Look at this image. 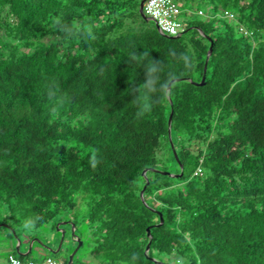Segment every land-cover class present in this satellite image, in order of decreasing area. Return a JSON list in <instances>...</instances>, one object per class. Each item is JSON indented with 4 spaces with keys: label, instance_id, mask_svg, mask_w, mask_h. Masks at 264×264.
Wrapping results in <instances>:
<instances>
[{
    "label": "trees",
    "instance_id": "16d2710c",
    "mask_svg": "<svg viewBox=\"0 0 264 264\" xmlns=\"http://www.w3.org/2000/svg\"><path fill=\"white\" fill-rule=\"evenodd\" d=\"M140 1L0 0V224L66 215L83 246V207L101 264H264V0H207L175 39Z\"/></svg>",
    "mask_w": 264,
    "mask_h": 264
},
{
    "label": "rangeland",
    "instance_id": "374dc122",
    "mask_svg": "<svg viewBox=\"0 0 264 264\" xmlns=\"http://www.w3.org/2000/svg\"><path fill=\"white\" fill-rule=\"evenodd\" d=\"M175 2L180 5L182 10V17H179V20L182 18L192 20L193 22L198 21H210L214 17H222V12L219 11L217 16L213 14L212 7L210 6L209 2L205 0L204 2H201L200 0H175ZM200 10V11H199ZM199 12H202V14H199ZM169 171H171V174H178L176 172L175 168L173 166H170V163H167L165 165ZM82 209V211H80ZM78 215L76 216V219L73 221L77 223V227L84 233V240L85 243L83 246H81L78 251L76 252L73 262L74 264H101V260L99 258V254H97L94 250V244L92 243L91 237L89 235V229H87V224L81 223L80 219L82 215L80 214L83 212V207L77 208ZM76 211V212H77ZM80 211V212H79ZM66 215L62 217V222H59L57 225H61L62 227H65L67 223L62 224L65 222L64 218ZM83 221V219L81 220ZM67 222V221H66ZM63 230V228H61ZM72 229V228H71ZM71 229H68L67 235L64 239V242L62 244V247L58 254L53 255L52 257L59 259V260H68L69 255L73 252L75 249V243L73 242L72 238L70 237V231ZM20 250L21 253H26L29 247V244L31 243V239H37L45 246H49L53 249H57L61 235L57 230H52L49 225H44L41 228L34 229L32 227L20 232ZM31 238V239H30ZM90 239V241H88ZM28 242V244H27ZM17 245V241L9 233L6 229H0V264H9L8 263V257L11 254V250L13 247L15 248ZM10 247V248H8ZM32 252L29 256L25 257L24 261H33V262H40L43 260L45 256H51L48 254L47 251L42 250L37 242H34L32 245ZM158 262H161L163 264H181V261L179 259H176L174 255L172 256H155ZM155 259V258H154ZM155 259V260H156Z\"/></svg>",
    "mask_w": 264,
    "mask_h": 264
},
{
    "label": "water",
    "instance_id": "95a60500",
    "mask_svg": "<svg viewBox=\"0 0 264 264\" xmlns=\"http://www.w3.org/2000/svg\"><path fill=\"white\" fill-rule=\"evenodd\" d=\"M145 1H146V0H141L140 3H139V9H138L139 14H140V16H141L143 19H145V20H147V21H152V22L155 24L156 29L158 30V26L156 25V23H155L153 20H150L148 17H146L145 14H144V12H143V6H144ZM158 31H159V30H158ZM163 35H164L165 37H167V38H171V39H175V38H178V37H179V35H177V36H168V35H165V34H163ZM211 49H212V43H210V46H209V49H208V52H207V57H206V61H205V64H204L203 76H202L201 81H200L199 83H194V82H192L191 80H189V82H191L192 84H194V85H202V84H203V82H204V78H205L204 74H205V69H206V62H207V58H208V56H209L210 53H211ZM179 80H180V79H173V80H171V82H169V84L167 85V91L169 90V88H170V84H171L172 82H174V81H179ZM172 114H173V112L171 111V112H170V115H169V118H168V137H169V141H170V145H171V148H172V152H173L174 158H175L176 162L178 163L179 161H178V158H177V154H176L175 149H174V147H173V144H172V142H171V136H170V125H171V120H172ZM180 169H181V172H180L179 174H177V175H176V174H171V173H168V172H161V171H158V170H154V171L157 172V173H160V174H162V175H168V176H170V177H175V178H176V177H181V176H182V167H181V166H180ZM147 171H148V169H147V170L145 169V170L142 172V175L145 176V174H146ZM143 190H144V188H143ZM143 190H142L141 193H140V197H141L142 202L145 204L144 199H143ZM152 210H153V209H152ZM153 211L159 216V223H158L157 225H155V226H159V225H161V224L163 223L162 215H161V213H160L159 211H156V210H153ZM65 223H67V222H64V223H62V224H65ZM59 226H60V224L57 225L56 230H57V232L60 233L61 238H60V241H59V244H58L57 249H53V248H51V247H49V246H45L44 244H42V243H41L40 241H38L37 239H34V240H32L31 243L29 244V247H28L27 252H26V253H21V252L19 251V247H20V245H21V242H20L19 238L15 235L13 229H12L11 227H9L7 224H0V227H1V228H5V229L9 230V231L12 233V235L14 236V238L16 239V241H17V245H16V247H15V250H16L17 254L20 255V256H27V254H29V253L31 252V250H32L31 248H32V244H33V242H37V243L39 244V246H40L41 249L46 250V251H48L49 253H51V254H53V255L58 254L59 251H60V249H61V247H62V244H63V242H64V239H65V231L62 230V229H60ZM71 227H72V229H71V231H70V237L72 238L73 242L76 243V247H75V249L73 250V252L69 255L68 260H67V264H74V263H73V258H74V256H75L76 252L78 251V249H79V248L82 246V244H83V242H82V240L79 238V236H77V235L75 234V226H74L73 223L71 224ZM146 231H147L148 243H147V245H146V247H145V254L147 255V253H148V251H149L150 242H151L150 228H147ZM151 260H152V262H154V264H163V263L158 262L157 260H155V259H153V258H152Z\"/></svg>",
    "mask_w": 264,
    "mask_h": 264
},
{
    "label": "built area",
    "instance_id": "2783aa9c",
    "mask_svg": "<svg viewBox=\"0 0 264 264\" xmlns=\"http://www.w3.org/2000/svg\"><path fill=\"white\" fill-rule=\"evenodd\" d=\"M143 12L146 17L153 20L158 26L161 34L168 36H177L182 30V23L179 16L182 13L181 8L175 0H146L143 6ZM199 14H202L199 12ZM203 171L201 167H197L194 176H201ZM9 264H62L53 258H46L41 262H24L14 257L9 258Z\"/></svg>",
    "mask_w": 264,
    "mask_h": 264
}]
</instances>
